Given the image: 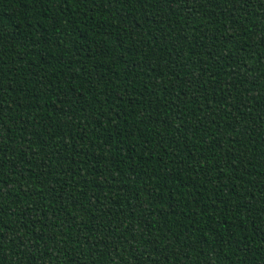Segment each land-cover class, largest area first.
<instances>
[{
  "label": "trees",
  "instance_id": "obj_1",
  "mask_svg": "<svg viewBox=\"0 0 264 264\" xmlns=\"http://www.w3.org/2000/svg\"><path fill=\"white\" fill-rule=\"evenodd\" d=\"M0 264H264V0H0Z\"/></svg>",
  "mask_w": 264,
  "mask_h": 264
}]
</instances>
